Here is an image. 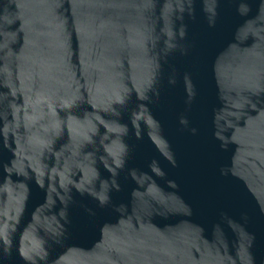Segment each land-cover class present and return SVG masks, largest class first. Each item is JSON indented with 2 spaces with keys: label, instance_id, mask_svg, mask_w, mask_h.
Instances as JSON below:
<instances>
[{
  "label": "water",
  "instance_id": "water-1",
  "mask_svg": "<svg viewBox=\"0 0 264 264\" xmlns=\"http://www.w3.org/2000/svg\"><path fill=\"white\" fill-rule=\"evenodd\" d=\"M0 264H264V0H0Z\"/></svg>",
  "mask_w": 264,
  "mask_h": 264
}]
</instances>
